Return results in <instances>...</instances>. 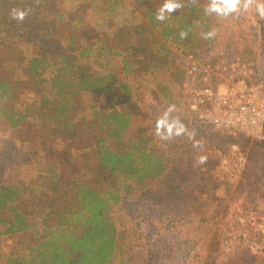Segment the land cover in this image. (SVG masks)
Here are the masks:
<instances>
[{
	"label": "rangeland",
	"instance_id": "rangeland-1",
	"mask_svg": "<svg viewBox=\"0 0 264 264\" xmlns=\"http://www.w3.org/2000/svg\"><path fill=\"white\" fill-rule=\"evenodd\" d=\"M152 1L158 6L163 3ZM257 2L241 0L242 5L248 3L250 7L223 17L206 14L211 0H202L203 13L211 20L215 36L210 42L206 40L198 52L224 47L259 60L264 67V19L256 13ZM137 5L136 0H0V23L7 28V35L0 33L1 69L15 68L25 56L52 52L58 45L70 46V34H75L71 46L95 47L90 55L80 57L84 65L98 75L114 72L131 82L134 101L141 108V113L134 116L133 138L153 137L161 151L172 157L182 153L200 157L186 165V173L180 170L187 175L183 183H177L179 173H171L170 177L149 180L146 187L123 197L114 213L118 226L125 227L116 264H205L216 234L218 244L213 248L217 264H264V138L249 137L243 131H215L183 117L178 108L184 80L182 65L184 54L193 52H184L173 39L161 38L155 46L160 55H169L171 65L149 71L136 66L128 74L121 70L122 57L113 49L120 45V39L112 30L125 22H138L142 12ZM20 13H24L23 19L19 18ZM62 13L66 17L63 24ZM101 42L107 47L103 48ZM5 44L15 49L7 51L3 49ZM75 54L78 56L79 51ZM134 57L137 58L133 56L132 60ZM177 69L178 73L182 69V78ZM67 78L76 82L70 72ZM45 88L49 91V85ZM40 98L41 94L35 93L26 100L32 108L39 109ZM112 99L105 93L80 91L74 107L76 118L88 123L86 133L95 135L98 128L105 126L104 117L111 109ZM166 113V123H159ZM57 126L53 121L44 124L35 119L13 130L0 121V186H28L37 197L47 199L43 207L28 204L29 214L41 230L55 229L65 217L74 225L78 223L68 210L79 207L75 183L92 180L97 173L95 160L85 158L92 153L83 149L85 142L81 137L69 146L75 160L70 165L51 155L54 142L59 148L71 142L72 131L66 129L60 134L55 132ZM181 126L183 130L178 133ZM189 126L201 128V134L208 138L191 139L199 133ZM199 172L211 175L215 185L206 190L208 182L200 179ZM176 184L186 188L183 195L170 192L169 186ZM202 184L204 192L198 186ZM40 198L35 202H41ZM37 241L32 230L1 235L0 264H7L11 255H25Z\"/></svg>",
	"mask_w": 264,
	"mask_h": 264
},
{
	"label": "trees",
	"instance_id": "trees-1",
	"mask_svg": "<svg viewBox=\"0 0 264 264\" xmlns=\"http://www.w3.org/2000/svg\"><path fill=\"white\" fill-rule=\"evenodd\" d=\"M201 1L179 0L181 8L174 10L165 21H159L156 13L161 5H155L152 0H136L142 18L139 17V21L135 23L117 25L112 30L120 39L118 43L121 46L117 45L113 49L116 55L122 57L121 70L128 74L136 70V66L142 71L154 70L166 64L168 66L169 55H160L156 51V43L161 38L180 43L184 52L198 53L206 40H212L203 36L212 30V23L205 18ZM65 18L62 13V24ZM6 32V25L0 23V33L7 35ZM181 32L187 33L186 36L182 38ZM66 36L68 35H63ZM76 37L77 35L70 34V46L67 43L65 47L58 45L52 52L25 56L13 69H1L3 63H0V121L9 124L13 130L35 122V119L44 124L53 121L58 125L55 132L62 134L67 129L72 133L69 134L71 142L67 147L59 148L55 146L56 142L53 143L51 155H56L57 161L66 162V166L70 165L75 160L69 146L81 137L85 142L83 149L92 153L86 154L85 158L95 160L97 166V173L92 180L75 183V200L79 207L68 208L69 216L78 222L75 225L69 217H65L55 229L45 227L41 230L38 222L30 216L28 204L43 207L47 199L37 197L28 186H0V236L32 230L33 238L38 240L25 255L9 256L7 264H116L121 254L120 239L125 235V230L122 231L125 227L118 226L114 213L120 207L123 197L146 187L149 180L167 175L170 177L171 173H179L182 169L186 173V165L195 163L200 158L193 154L187 156L185 153L172 157L161 151L153 137L133 138L131 128L134 116L141 113V108L134 101L131 82L114 72L98 75L90 66L84 65L80 57L90 55L95 47L83 44L77 48L71 46ZM101 43L103 48L107 47L105 42ZM3 49L11 51L15 48L5 44ZM69 50L73 52L70 53ZM76 50L79 51L78 56L75 54ZM133 56L137 58L132 60ZM181 70L180 73L179 69L176 72L182 78ZM47 72L51 76H46ZM69 72L75 83L67 78ZM46 85H49V91L46 90ZM81 90L105 93L113 98L111 109L104 117L105 126L98 128L95 135L86 133L88 123L76 118L74 104L77 103V95ZM35 93L41 94L39 109L32 108L26 100ZM189 129L199 133L191 139L208 138L201 134L202 129L197 126H189ZM182 133L184 132L180 134ZM149 143L153 145L149 146ZM184 172L176 176L177 183H183L186 179ZM199 173L197 175H200V179L209 185L208 189L203 184L198 185L201 192L215 185L211 175ZM181 185L169 186L172 190L170 192L183 195L186 188ZM30 194L33 198H30ZM39 198L42 201L35 202ZM217 237L216 234L212 238L205 264H217L213 248L218 244Z\"/></svg>",
	"mask_w": 264,
	"mask_h": 264
},
{
	"label": "built area",
	"instance_id": "built-area-1",
	"mask_svg": "<svg viewBox=\"0 0 264 264\" xmlns=\"http://www.w3.org/2000/svg\"><path fill=\"white\" fill-rule=\"evenodd\" d=\"M179 112L215 131L264 138V67L224 47L184 54Z\"/></svg>",
	"mask_w": 264,
	"mask_h": 264
},
{
	"label": "clouds",
	"instance_id": "clouds-1",
	"mask_svg": "<svg viewBox=\"0 0 264 264\" xmlns=\"http://www.w3.org/2000/svg\"><path fill=\"white\" fill-rule=\"evenodd\" d=\"M181 3L179 0H163L161 7L156 13V19L159 21H165L174 10L181 8ZM250 7L248 3L241 4V0H211V3L205 9L206 14H216L217 16L227 17L230 15L238 14L241 8L247 9ZM256 13L261 18L264 19V0H258L256 3ZM24 13L19 14V18L23 19ZM187 33L181 32V37L186 36ZM205 39H211L215 36V31L211 30L203 34ZM171 111V109H169ZM167 113L165 114V119L159 123H166ZM159 127V124H158ZM182 126L177 128V132L182 131ZM169 131H171V125H169Z\"/></svg>",
	"mask_w": 264,
	"mask_h": 264
}]
</instances>
